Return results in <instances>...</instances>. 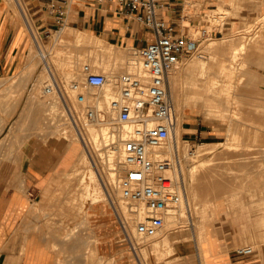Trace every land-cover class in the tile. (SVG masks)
<instances>
[{
  "label": "rangeland",
  "instance_id": "374dc122",
  "mask_svg": "<svg viewBox=\"0 0 264 264\" xmlns=\"http://www.w3.org/2000/svg\"><path fill=\"white\" fill-rule=\"evenodd\" d=\"M8 1L21 20L24 21L27 16L33 21L24 0ZM191 4L192 18L197 22L206 17L202 24L208 29V33L202 34L199 24L191 27L200 38V45L198 51L185 57L178 67L179 69L202 59L207 62L205 76L199 73L201 67L198 65L194 76L197 84L192 86L190 77L187 78V83H183L179 95L182 110L177 108L178 101L174 96L177 115L182 120L196 121L203 131L198 138L187 139L188 135L183 136L181 130L177 139L181 148V169L186 176L187 203L191 214L184 205L181 224L168 228L167 224L164 225V233L161 231L155 236L157 238H139L129 226L127 231L124 230L119 217L121 213L115 207V197L119 200V195L111 192L107 183L108 169H117L110 164L108 151L103 143L97 146L99 149L88 144L92 158L89 151H86L98 177L91 176V170L87 166L82 165L74 171L73 166L71 172L58 184L59 189L48 190L44 196L51 202L65 199V204L38 207L33 204L30 214L38 211L37 218L40 217V222L30 228L29 243L34 249H24L30 235L26 234L20 240V249L26 250L27 263L45 264L50 257L51 264H213V236L217 235L218 229L231 236L233 242L228 243L231 248L249 244L255 248L264 246V216L262 220L252 222L236 221L229 217L240 214L244 219L245 215L252 213L264 214V0H192ZM219 5L220 8L211 10ZM38 34H43L47 49L45 58L57 59V74L62 75L64 80L68 79L64 70V58L71 59L76 70H81L85 62L92 65L96 62L94 67L97 70L110 71V68L100 65L102 59L107 57L106 50L113 55L127 56L131 53V45L110 43L86 29L67 24L58 31L52 29L49 36L44 35L43 31ZM241 41L245 43V47H240ZM28 42L29 51L24 54L20 70L0 76V167L16 164L15 155L20 151L22 141L32 134L37 133L46 138L51 135L62 136L54 117L58 108L50 102L51 95L42 93V86L45 79L48 80L50 71L46 67L42 72L46 61L38 54L31 35ZM233 47H237L238 51L236 62L247 59L246 67L251 66V70H245L238 88L237 95L242 98L240 103H234L232 98L228 102L225 96L222 100L219 92L215 94L204 86L207 79L218 72L215 61L217 58H214L230 54ZM120 71L117 68L114 72ZM31 82H35V89H29ZM220 82L218 90L224 84L223 81ZM39 83H43L41 87ZM212 97L216 101H212ZM173 138H170V143ZM65 140L68 144L77 141V147L83 148L77 137L70 136ZM196 149H201L204 154L200 153L201 156L198 154V157L193 155ZM76 172L79 173L75 174ZM119 173L120 171L118 177ZM85 174L86 180L82 181ZM8 176L9 174H0V188L6 186ZM35 198L37 196L33 200ZM120 199L126 203L121 197ZM100 203H104L108 211V218L103 223L100 217L92 213L93 207ZM126 205L130 210V205ZM190 216L194 221H189ZM236 236H244L246 240L242 244H235ZM156 241L159 244L156 245ZM182 243H195L199 256L198 250H193L188 256L180 254L176 246ZM21 261V255L0 254V264H21Z\"/></svg>",
  "mask_w": 264,
  "mask_h": 264
},
{
  "label": "built area",
  "instance_id": "2783aa9c",
  "mask_svg": "<svg viewBox=\"0 0 264 264\" xmlns=\"http://www.w3.org/2000/svg\"><path fill=\"white\" fill-rule=\"evenodd\" d=\"M93 1L115 3L130 21L151 29L153 38L143 46L130 47L135 65L131 70L107 73L85 62L82 79L74 78L67 83L51 70L42 89L51 95L50 102L58 108L54 117L62 137H77L91 158L93 154L85 137L88 125L105 126L107 133L113 135L104 147L106 151L112 145L120 148L122 168L117 189L130 205V211L138 215L136 234L147 239L157 236L164 228L166 217L188 202L179 144L169 147L170 135L177 125L170 72L197 50L200 38L191 27L199 24L202 34L208 33L207 26L202 24L206 17L197 22L193 18L192 22V0ZM69 4L70 0L49 1L55 27L46 29L44 35L65 26ZM30 32L36 48L42 50L43 34L37 35L32 28ZM89 87L107 88L108 92L89 98L84 91ZM33 88L31 82L29 89ZM187 209L191 214L189 206ZM122 226L127 231L123 219ZM254 249L250 244L237 248L242 254H250Z\"/></svg>",
  "mask_w": 264,
  "mask_h": 264
},
{
  "label": "crops",
  "instance_id": "0c3cea01",
  "mask_svg": "<svg viewBox=\"0 0 264 264\" xmlns=\"http://www.w3.org/2000/svg\"><path fill=\"white\" fill-rule=\"evenodd\" d=\"M49 1L24 0L33 21L27 16L23 21L12 10L8 0H0V76L20 70L24 54L29 51L31 28L38 34L55 27L54 14L48 9ZM191 20L194 22L193 18ZM66 24L86 29L110 43L125 46H143L153 38L151 29L130 21L115 3L110 2L96 4L93 0H70ZM181 128L183 136L188 135H185L187 139L198 138L203 132L196 121L189 119L182 120ZM63 138L56 135L46 138L34 133L23 142L20 151L15 155L16 164L0 167V174H9L12 177L8 176L6 186L0 188V254L21 255V264H35L27 263L26 250L20 249L22 247L20 240L26 234H31L30 228L40 222V217L37 218L38 211L30 214L33 204L35 203V207L65 204V199L51 202L44 197L46 191L59 189L58 184L71 172L77 158V151L73 150L77 148V141L73 142V147L70 149L68 142H65L66 138ZM34 196H37L35 200H33ZM93 208L92 213L100 217L101 223L107 220L108 211L104 203L96 204ZM263 216L264 214L261 213H252L245 215L244 219L240 214H232L229 217H233L236 221L252 222L262 220ZM30 237L27 238L24 249L27 247L34 249L29 243ZM245 240L244 236H236L234 239L235 244H242ZM229 242H233L231 236L218 229L217 235L213 236L215 246L212 253L213 264H264L263 245L254 247V251L250 254H242L237 248L229 247ZM176 248L180 254L187 256L193 250H198L195 243L194 245L178 244ZM197 253L199 256V250ZM32 257L31 255L30 258ZM51 261L49 257L45 264H51Z\"/></svg>",
  "mask_w": 264,
  "mask_h": 264
},
{
  "label": "bare ground",
  "instance_id": "6f19581e",
  "mask_svg": "<svg viewBox=\"0 0 264 264\" xmlns=\"http://www.w3.org/2000/svg\"><path fill=\"white\" fill-rule=\"evenodd\" d=\"M197 1V0H196ZM20 2V0H19ZM18 2V3H19ZM20 5V4H19ZM223 7V6H221ZM220 8V5L219 7L217 8H211L212 11H215L216 9ZM26 9V8H25ZM68 26V25H67ZM258 34V33H257ZM257 34H254V35H257ZM261 35V34H260ZM247 36V35H246ZM77 37H80L79 35H77ZM252 37V36H250ZM255 37V36H254ZM259 37V36H258ZM95 38V37H94ZM205 38V37H204ZM225 38V37H224ZM247 38V37H246ZM257 38V37H256ZM223 39V38H222ZM215 40V39H214ZM246 40V39H245ZM250 40V39H249ZM217 43V42H216ZM226 43V42H225ZM214 45V44H213ZM245 47V43L244 42H240V47ZM211 47V45H210ZM209 47V48H210ZM234 49H231L230 50V54H223L222 56L220 57H215L214 60L216 61V65L218 67V72L213 75V77H211L210 79H207V83H205L204 86L206 87H209V89H211V91H213L215 94L216 93H220L218 94L219 96L221 95L222 97V100H223V96H225V98L228 100V102H230V99L232 98L233 99V102L236 103V102H239L242 98H240V96L237 95V92H238V88L240 87V83L242 82V77L243 75L245 74V70H251L250 67L251 66H248L246 67V62H247V59H244L243 62H236L237 61V47H233ZM214 49V48H213ZM46 45H42V50H40L38 47H37V51H38V54L42 57L45 58L46 56ZM211 50V49H210ZM247 50V49H246ZM108 53H107V57L106 59L103 58L100 63L101 66L103 67H106V68H110L108 70L110 71H105L107 73H112L115 71V69H119L121 71H125V70H131L134 68V64H133V56L126 53L127 56H124V55H113L112 53H110L109 50H106ZM198 51V50H197ZM214 51V50H213ZM246 53V51H245ZM204 54V53H203ZM247 54V53H246ZM253 54V53H252ZM241 55V54H240ZM207 56V55H206ZM57 57V56H55ZM212 57V56H211ZM210 57V58H211ZM243 58L245 57L244 55L242 56ZM207 58V57H205ZM204 58V59H205ZM241 58V57H240ZM213 59V58H212ZM55 60H57L55 58ZM53 58H50L49 60L45 58V61H46V64L42 66V72L46 69L47 67V70L49 71H54L55 73H58V66H57V62L55 61ZM210 60V59H209ZM242 60V59H241ZM64 70H65V74L67 75L68 79H65V80H69L67 81V83H69L72 79L74 78H78V79H82V75H81V70H76L75 68V64L73 63V61L71 59H68V58H64ZM182 63V62H181ZM209 63V62H208ZM97 64L96 62L94 63V65ZM180 65V64H179ZM200 65L201 67V70H200V74L201 76H205L206 74V67H207V62L205 60H199L197 62H194L192 64H188L187 66H184V67H181L178 69V67L174 68L171 72H170V77H171V82H172V87H173V96H175L176 100L178 101V109L182 110V107L180 106V89L182 88L183 86V83H187V78L190 77L191 80V84L193 86L194 83H196V79L194 78L195 76V70H196V67ZM210 65V64H209ZM215 65V64H214ZM181 66V65H180ZM113 68V69H112ZM44 69V70H43ZM190 74V75H189ZM189 75V76H187ZM62 78L63 76L60 75ZM184 76L186 78H184ZM193 77V78H192ZM207 78V77H206ZM64 79V78H63ZM209 80L210 83H209ZM227 80V81H226ZM42 82L44 80H41ZM46 81V79H45ZM220 81H223V86L221 87L220 90H218V86H219V83H221ZM35 83V82H34ZM44 83V82H43ZM42 83V84H43ZM40 84V87L42 86L41 83ZM197 84V83H196ZM179 87V88H178ZM35 89V88H34ZM40 90V88H39ZM108 89L105 88V89H100V90H94L92 88H84V91L86 92L87 96L89 98H91L94 94H97V95H101L103 92L104 93H107ZM38 91V90H37ZM40 92V91H39ZM195 92V91H194ZM44 94V92H42ZM224 93V95H223ZM36 97V96H35ZM43 97V96H42ZM212 101H214L216 98L215 97H212L211 98ZM216 101V100H215ZM232 102V103H233ZM222 103V102H221ZM231 103V104H232ZM240 103V102H239ZM51 104V103H50ZM235 105V104H234ZM239 105V104H237ZM48 106V105H46ZM50 107H53L52 105ZM239 108V107H237ZM55 109V108H54ZM57 109V108H56ZM220 109V108H219ZM50 110V109H49ZM56 111V110H54ZM58 111V109H57ZM56 111V112H57ZM237 111V110H236ZM51 112V111H50ZM233 112V111H232ZM241 112V111H240ZM34 115V114H33ZM44 115V114H42ZM182 116V115H181ZM43 120V119H42ZM47 120V119H46ZM181 120L182 118L177 115V125H176V128H175V131L172 132L173 134L170 135V137H174L172 143L169 145L170 148L172 147H175L178 145V137L180 136V133H181ZM38 121V120H37ZM44 121V120H43ZM53 121V120H52ZM33 122V121H31ZM41 122V121H40ZM233 123V122H232ZM57 125V124H56ZM230 126V125H229ZM53 127V126H52ZM232 127V126H231ZM230 128V127H229ZM233 128V127H232ZM60 129V128H58ZM21 130V129H20ZM42 130V129H41ZM36 132V131H35ZM50 132V131H49ZM235 135V134H234ZM176 136V138H175ZM239 136V135H238ZM238 136H235V137H238ZM85 137H86V140L89 144V146H93L94 149H97L98 145L100 144H105V142L107 140L109 141H112V137L113 135L112 134H108L107 133V130H106V127L105 126H95V124H90L88 125L87 127V132L85 134ZM79 140V139H78ZM236 141V140H235ZM23 143V141H22ZM73 142H70L68 144V146H70V149L73 147ZM4 145V144H3ZM22 145V144H21ZM180 145V144H179ZM231 145V144H230ZM204 146V145H203ZM202 146V147H203ZM229 146V145H228ZM227 146V147H228ZM232 146V145H231ZM238 146V145H237ZM13 147V146H12ZM226 147V146H225ZM239 147V146H238ZM248 147V146H247ZM250 147V146H249ZM253 147V146H252ZM231 148V147H230ZM233 148V147H232ZM237 148V147H236ZM13 149V148H12ZM99 149V148H98ZM181 149V148H180ZM235 149V146L234 148ZM75 152L77 151V158H76V161L74 163V169L73 171L79 167H81L82 165L83 166H87L90 170H91V173L90 175L91 176H94L95 178L98 177V174L96 173V169H94V166L92 164V161L90 160V156L88 155V152L86 151V149L83 147V148H74L73 149ZM208 150V149H207ZM214 150V149H213ZM13 151V150H12ZM11 151V152H12ZM108 160L110 162V164L114 165V169L116 168L117 170H110L108 169V173H107V183H108V186H109V190L111 188V192L117 194V196L119 195V200L117 197H115V201H117V206H115L116 208L119 209L120 213H121V220L123 219V221L126 223V226L128 227L129 226V229L130 230H133L134 233H136V229H135V221H136V218L138 217L137 214L131 212L130 210H128V205H126V203H124L121 199H120V194L118 193V189H117V181H118V171H120V169L122 168V165L120 164L119 162V158H120V148L118 145H112L110 148H108ZM206 151V150H205ZM204 151V152H205ZM23 152V151H22ZM13 153V152H12ZM12 153H10L12 155ZM204 154L201 152V149H196L193 151V155H198L201 156V154ZM207 153V151H206ZM14 154V153H13ZM214 154V153H213ZM11 157V156H10ZM198 157V156H197ZM203 157V156H202ZM7 158V157H5ZM4 158V160H5ZM194 158V157H193ZM211 158V157H210ZM197 159V158H196ZM200 159V158H199ZM3 160V161H4ZM20 161H21V158H20ZM205 162V161H204ZM209 162V161H208ZM207 162V163H208ZM14 163V162H13ZM201 163V162H200ZM203 163V161H202ZM205 163V164H207ZM204 165V164H203ZM19 167V166H18ZM17 168V167H16ZM87 168V169H88ZM197 168H195V171L198 172L196 170ZM18 170V169H17ZM82 171V170H80ZM195 172V173H196ZM79 172H76L75 174H77ZM23 174V173H22ZM26 174V173H25ZM194 174V172H193ZM12 175V174H11ZM19 176V175H18ZM4 177V176H3ZM11 177V176H9ZM12 178V177H11ZM94 179V178H93ZM82 181L86 180V174L82 176L81 178ZM94 181V180H93ZM13 182V181H12ZM23 182V181H22ZM192 182V181H191ZM25 183V182H24ZM98 183V182H97ZM88 184V183H87ZM99 184V183H98ZM81 185V184H79ZM85 186V185H83ZM97 187V186H96ZM85 188V187H84ZM95 188V186H94ZM115 188L117 189V191H115ZM83 189V188H82ZM192 189V188H190ZM87 190V189H86ZM188 191V190H187ZM97 192V191H96ZM193 192V191H192ZM88 193V192H87ZM101 193V192H100ZM99 193V194H100ZM189 193V192H188ZM93 195V194H92ZM91 195V196H92ZM101 195V194H100ZM90 196V194L88 195ZM98 196V195H97ZM87 197V196H85ZM190 197V196H189ZM101 198V197H100ZM94 199V198H93ZM110 200V199H109ZM190 200V199H189ZM113 201V200H112ZM111 201V203H112ZM82 205V204H81ZM187 207L188 208V204H187V201L184 202L181 206V209L175 213H172L170 215H168L166 217V222H165V225L167 224V228L170 227V226H176L177 223L179 224L181 221H182V217L183 216V208L184 207ZM114 207V206H113ZM186 208V209H187ZM185 211V210H184ZM185 215V214H184ZM120 217V215H119ZM189 221L192 222L194 221L192 219V217L190 216L189 218ZM181 224V223H180ZM188 224V223H187ZM74 231V230H73ZM170 231V230H169ZM162 232L164 233V231L162 230ZM162 233V234H163ZM30 234V233H28ZM202 235V233H201ZM29 236V235H28ZM31 236V235H30ZM69 236V235H68ZM155 237V236H154ZM150 238V237H149ZM157 238V237H155ZM197 239V238H196ZM159 244V242L156 241V245ZM169 250H172V248ZM78 252V251H77ZM87 256H85L86 258Z\"/></svg>",
  "mask_w": 264,
  "mask_h": 264
}]
</instances>
